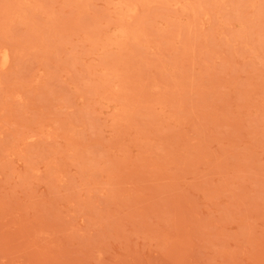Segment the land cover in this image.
Instances as JSON below:
<instances>
[{
    "label": "rangeland",
    "instance_id": "rangeland-1",
    "mask_svg": "<svg viewBox=\"0 0 264 264\" xmlns=\"http://www.w3.org/2000/svg\"><path fill=\"white\" fill-rule=\"evenodd\" d=\"M0 264H264V0H0Z\"/></svg>",
    "mask_w": 264,
    "mask_h": 264
}]
</instances>
